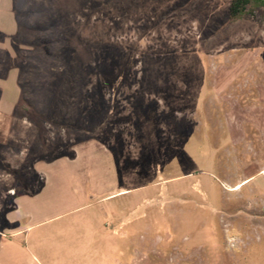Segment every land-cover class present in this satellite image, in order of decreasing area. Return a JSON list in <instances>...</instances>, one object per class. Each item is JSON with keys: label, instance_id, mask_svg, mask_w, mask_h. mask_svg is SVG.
I'll return each mask as SVG.
<instances>
[{"label": "rangeland", "instance_id": "374dc122", "mask_svg": "<svg viewBox=\"0 0 264 264\" xmlns=\"http://www.w3.org/2000/svg\"><path fill=\"white\" fill-rule=\"evenodd\" d=\"M231 2L13 0L0 264H264V4ZM61 162L85 206L17 212Z\"/></svg>", "mask_w": 264, "mask_h": 264}, {"label": "crops", "instance_id": "0c3cea01", "mask_svg": "<svg viewBox=\"0 0 264 264\" xmlns=\"http://www.w3.org/2000/svg\"><path fill=\"white\" fill-rule=\"evenodd\" d=\"M16 32L17 22L13 0H0V52L9 51L10 42L13 40ZM20 98L21 90L17 72L11 70L6 75L0 74V143L6 142L10 137L14 122V111ZM41 170L45 172V179L47 180L45 187L34 196L20 197L17 212H20L23 207L29 206V211L23 213V216L32 219L33 217H46L48 210L59 209L64 203H79L84 205V200L77 190V182L73 176L76 165L69 162L52 163ZM50 191L56 194L54 198H56L57 202L48 201L45 205H41L45 194ZM36 204H39V206L34 209L32 205L35 206ZM30 228H27V230ZM25 230L17 228L13 232V236L16 239L14 241L9 240V242L21 245L19 237L26 235V233H23ZM4 257L7 258L6 252L4 254L1 253V259Z\"/></svg>", "mask_w": 264, "mask_h": 264}, {"label": "trees", "instance_id": "16d2710c", "mask_svg": "<svg viewBox=\"0 0 264 264\" xmlns=\"http://www.w3.org/2000/svg\"><path fill=\"white\" fill-rule=\"evenodd\" d=\"M255 4H264V0H232L230 7L231 20L251 16Z\"/></svg>", "mask_w": 264, "mask_h": 264}, {"label": "bare ground", "instance_id": "6f19581e", "mask_svg": "<svg viewBox=\"0 0 264 264\" xmlns=\"http://www.w3.org/2000/svg\"><path fill=\"white\" fill-rule=\"evenodd\" d=\"M234 189H235V190H236V189H239V186H237V187H236V188H234Z\"/></svg>", "mask_w": 264, "mask_h": 264}]
</instances>
